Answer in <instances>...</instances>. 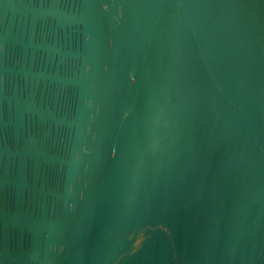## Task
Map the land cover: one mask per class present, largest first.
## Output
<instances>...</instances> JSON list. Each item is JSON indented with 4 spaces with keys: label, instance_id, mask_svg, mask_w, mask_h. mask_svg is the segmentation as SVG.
<instances>
[{
    "label": "water",
    "instance_id": "95a60500",
    "mask_svg": "<svg viewBox=\"0 0 264 264\" xmlns=\"http://www.w3.org/2000/svg\"><path fill=\"white\" fill-rule=\"evenodd\" d=\"M0 264H264V0H0Z\"/></svg>",
    "mask_w": 264,
    "mask_h": 264
}]
</instances>
